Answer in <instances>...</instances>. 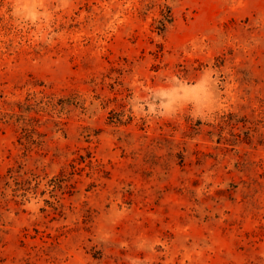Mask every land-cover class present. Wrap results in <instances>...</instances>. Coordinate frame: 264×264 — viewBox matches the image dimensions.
Listing matches in <instances>:
<instances>
[{"label":"rangeland","instance_id":"374dc122","mask_svg":"<svg viewBox=\"0 0 264 264\" xmlns=\"http://www.w3.org/2000/svg\"><path fill=\"white\" fill-rule=\"evenodd\" d=\"M0 264H264V0H0Z\"/></svg>","mask_w":264,"mask_h":264}]
</instances>
